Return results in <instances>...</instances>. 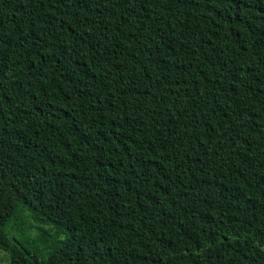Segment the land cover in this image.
<instances>
[{"label":"trees","instance_id":"trees-1","mask_svg":"<svg viewBox=\"0 0 264 264\" xmlns=\"http://www.w3.org/2000/svg\"><path fill=\"white\" fill-rule=\"evenodd\" d=\"M0 249L264 264V0H0Z\"/></svg>","mask_w":264,"mask_h":264},{"label":"rangeland","instance_id":"rangeland-1","mask_svg":"<svg viewBox=\"0 0 264 264\" xmlns=\"http://www.w3.org/2000/svg\"><path fill=\"white\" fill-rule=\"evenodd\" d=\"M6 231L9 236L15 235L18 239L24 241L25 243H26V238L29 241H31V240H35V238L39 236L41 233H44L46 231L50 232L48 225H38L36 223H33V226L24 232L23 237L21 235L14 234L9 225L6 227ZM39 249H40L39 256H42L47 251L44 245H39ZM0 264H8V254L2 249H0Z\"/></svg>","mask_w":264,"mask_h":264}]
</instances>
